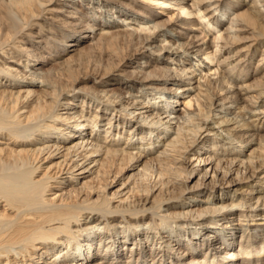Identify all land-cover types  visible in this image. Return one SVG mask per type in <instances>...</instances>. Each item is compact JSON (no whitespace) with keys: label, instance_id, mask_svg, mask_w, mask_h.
I'll return each mask as SVG.
<instances>
[{"label":"bare ground","instance_id":"1","mask_svg":"<svg viewBox=\"0 0 264 264\" xmlns=\"http://www.w3.org/2000/svg\"><path fill=\"white\" fill-rule=\"evenodd\" d=\"M0 264H264V0H0Z\"/></svg>","mask_w":264,"mask_h":264},{"label":"rangeland","instance_id":"2","mask_svg":"<svg viewBox=\"0 0 264 264\" xmlns=\"http://www.w3.org/2000/svg\"><path fill=\"white\" fill-rule=\"evenodd\" d=\"M117 6H118V5H117ZM119 7H120V6H119ZM168 7H169L170 9H174V8H175V6H173V4H169ZM162 12H163L162 17H166V15H164V14H168V13H169V15H170V14L173 13L172 11H168V10H162ZM135 15H136V14H135ZM150 97H151V96H149L148 98H150ZM149 100H150V99H149ZM151 101H152V98H151ZM156 101H157V99H156ZM181 106H183V105H181ZM162 116H163V115H162ZM168 119H169V118H164L163 121L168 120ZM171 120L173 121V123H171V124H174V121H175V120H173V119H171ZM171 120H170V122H172ZM217 133H220V132L218 131ZM222 133H223V136H222ZM222 133H221L219 136L222 137V138L224 137V140H225V141H228L229 139L227 138V136L225 137L224 132H222ZM225 138H226V139H225Z\"/></svg>","mask_w":264,"mask_h":264}]
</instances>
